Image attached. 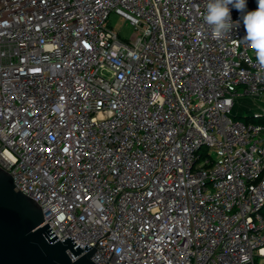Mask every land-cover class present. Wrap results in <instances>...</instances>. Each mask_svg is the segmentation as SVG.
<instances>
[{"label": "built area", "instance_id": "built-area-1", "mask_svg": "<svg viewBox=\"0 0 264 264\" xmlns=\"http://www.w3.org/2000/svg\"><path fill=\"white\" fill-rule=\"evenodd\" d=\"M205 5L0 0V167L96 264H264V67Z\"/></svg>", "mask_w": 264, "mask_h": 264}, {"label": "water", "instance_id": "water-1", "mask_svg": "<svg viewBox=\"0 0 264 264\" xmlns=\"http://www.w3.org/2000/svg\"><path fill=\"white\" fill-rule=\"evenodd\" d=\"M246 3L248 11L255 6V0ZM44 221L41 205L17 190L13 176L0 167V264H96V248L75 249L73 237L60 241ZM68 250L79 258L73 261Z\"/></svg>", "mask_w": 264, "mask_h": 264}, {"label": "clouds", "instance_id": "clouds-1", "mask_svg": "<svg viewBox=\"0 0 264 264\" xmlns=\"http://www.w3.org/2000/svg\"><path fill=\"white\" fill-rule=\"evenodd\" d=\"M241 13L246 35L243 43L255 54V59L264 67V0H257V8L246 11V0H206L203 20L210 27L214 39H223L239 26L233 22L231 8Z\"/></svg>", "mask_w": 264, "mask_h": 264}, {"label": "rangeland", "instance_id": "rangeland-1", "mask_svg": "<svg viewBox=\"0 0 264 264\" xmlns=\"http://www.w3.org/2000/svg\"><path fill=\"white\" fill-rule=\"evenodd\" d=\"M107 26L114 30L121 39L128 42L135 32L134 26L115 12L111 13ZM233 112L238 114V116H248L250 114L254 116L256 112H264V98H260V100H249L248 102L242 103L238 101Z\"/></svg>", "mask_w": 264, "mask_h": 264}, {"label": "trees", "instance_id": "trees-1", "mask_svg": "<svg viewBox=\"0 0 264 264\" xmlns=\"http://www.w3.org/2000/svg\"><path fill=\"white\" fill-rule=\"evenodd\" d=\"M242 118L245 119V120H248L246 117H242ZM261 120L264 121V118H262Z\"/></svg>", "mask_w": 264, "mask_h": 264}]
</instances>
